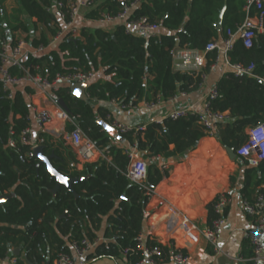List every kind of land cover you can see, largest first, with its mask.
Segmentation results:
<instances>
[{
    "label": "trees",
    "instance_id": "trees-1",
    "mask_svg": "<svg viewBox=\"0 0 264 264\" xmlns=\"http://www.w3.org/2000/svg\"><path fill=\"white\" fill-rule=\"evenodd\" d=\"M132 1L127 0V3ZM246 1L141 0L131 10L127 21L143 18L147 23L159 25L158 36L146 40L127 35L123 25H116L112 31L82 28L83 40H61L50 46L44 35L31 37L22 23L14 27V30H22L32 50L46 49L40 55H26L23 64L30 73H39L49 81L57 73L77 69L108 77V80L98 79L88 86L87 102L72 97L68 86L60 87L54 95L64 101L82 132L107 151L110 162L85 164L82 170H77L71 166L75 163L71 149L61 143L55 146L47 143L45 152L47 155L55 153L52 165L62 174L88 176L86 181L73 186L77 197L63 186L52 194L54 179L45 166L35 169L38 161L29 157L31 150L24 146L8 147L9 133L17 136L29 125L30 105L26 96L33 89L28 85L17 87L9 99L0 82V197H10L0 204V259L12 256V249H20L23 257L18 255L16 264H53L58 254L69 252L71 241L94 242L98 234L106 242L97 243L88 259H116L122 256L123 249L135 248L151 194L122 174L129 163L125 149L112 145L111 139L96 123L99 118L105 120L109 113L104 103L115 100L133 108L142 101H153L156 96L167 101L178 93L194 91L200 83L199 78L173 72L172 51L177 45L188 44L191 49L205 52L207 73L218 57L216 51L206 52L207 45L222 41L227 30L235 31L247 15H254L253 10L249 14L244 10ZM20 2L30 18L54 34L50 25L55 22V16L48 11L51 0ZM224 5L221 28L216 29L214 25ZM121 6L117 0H98L86 11L85 18L96 20L103 13L115 15ZM228 58L230 65H254L253 77H237L228 72L219 79L215 85L217 97L211 102L213 111L227 112L229 116L216 139L223 148L235 151L245 143L246 129L264 122V84L258 79L264 78V33L257 35L251 48H244L236 39ZM11 72L20 74L16 69ZM121 136L131 148L146 152L148 159H176L193 150L205 134L196 117L191 116L177 120L166 118L161 123L149 124L135 139L129 133ZM206 146L201 145L200 150H205ZM242 162L249 166L244 173L243 196L251 201L248 187L252 182V190L264 184V162L255 167L247 161ZM147 167L145 186L154 190L169 172L156 161L147 162ZM215 201L216 198L206 207L208 225L216 218ZM62 214L64 217L60 218ZM145 246L160 251L161 255L155 258L158 264L170 262L171 252L167 247L150 238L145 240ZM124 257L132 264L142 259L139 253Z\"/></svg>",
    "mask_w": 264,
    "mask_h": 264
},
{
    "label": "built area",
    "instance_id": "built-area-1",
    "mask_svg": "<svg viewBox=\"0 0 264 264\" xmlns=\"http://www.w3.org/2000/svg\"><path fill=\"white\" fill-rule=\"evenodd\" d=\"M96 1L98 0H57L55 6L58 9L60 19L65 22L66 27L65 30L55 34L50 46L61 40H65L66 42H72L77 39L83 40L80 31L74 26V23L81 16L82 11L91 8ZM140 1L133 0L131 3H127V0H117L122 5L119 13L115 15L103 13L95 21L107 27L123 25L127 35L140 36L145 40L149 37H157L160 32L159 25L147 23L143 18L131 22L127 21L131 10ZM244 10L247 14H249L250 10H253L254 15H247L235 31L227 30L226 36L221 42L212 41L209 43L206 47V52L216 51L217 55H223L224 61L229 67V72L235 76L253 77L254 65L247 67L230 65L228 53L232 51L236 39L241 41L244 48H251L257 35L264 33V0H247ZM43 49L39 47L37 52ZM29 53L28 43L24 39L15 40L13 43H9L7 40L0 41V82L2 83L4 92L8 94L7 97L11 99L12 90L17 87L28 85L33 89V92L26 96L30 105L29 125L17 136L13 132L9 133L8 147L10 149H19V147L24 146L32 151L39 146H46L47 143L54 146L61 143L63 147L71 149L75 160V168L103 160L110 162L107 151L99 148L95 142L82 132L75 123V119L59 107L57 98L54 95L62 86L69 87L74 83H82L89 86L95 83L97 81V73L77 69L70 72L57 73L49 81L39 73L27 71L23 63L26 55ZM171 58L173 72L199 78L200 83L198 87L205 83L207 77L205 71V52L191 49L188 44L182 47L177 45L171 53ZM214 64L211 65L210 69H213ZM12 69L19 70L20 74H12ZM35 70L38 71L39 68L36 67ZM258 79L264 84V78ZM178 94L182 97L186 96V93ZM178 94L167 101L173 103ZM216 97L217 91L214 86L203 97L200 110H196L192 105L173 107L167 114V118L177 120L188 119L191 116L196 117L197 124L203 129L205 136L216 138L221 125L229 120L227 112L221 113L212 110L211 102ZM109 102L117 105L122 111L130 109L128 105L118 104L115 100ZM163 102L164 100L160 96H156L153 101H143V105L147 110H154ZM44 103H47L49 106H45ZM105 121L118 134L129 133L134 139L138 135V132L145 129V127H134L122 123L112 118L110 114L106 115ZM70 127L72 129L69 130ZM34 129H36V136L32 135ZM136 151L135 147L125 150L129 163L122 174L133 184L143 187L152 197L154 190H150L145 186L148 169L147 163L144 160L136 158ZM235 157L239 160L247 161L251 166L264 162V122L248 128L245 143L235 150ZM162 169L168 170L166 166H163ZM229 203L230 199L224 193H220L216 197L213 205L216 218L202 233V237L211 245H215L217 235L224 227L225 219L223 211ZM242 207L245 213L252 219L250 229L243 234L244 239L250 245L251 256L249 258L242 256L235 257L231 260V264H264V246L262 242V236L264 235V191H257L251 201L244 198L242 200ZM165 228L171 234L177 230H181L190 239L198 230L194 223L173 207L168 208ZM100 242H106V240L102 238L96 239L94 242L86 239L71 241L69 243V252L58 254L53 264H83L87 256L93 252L96 244ZM164 247H167L171 252L170 262L172 264H190L189 256L186 252L178 250L173 242L168 243ZM129 253H139L142 256V259L135 264H158L155 258L161 255L157 248L145 246L142 233L136 238L135 248L122 250L123 256ZM0 264H16V258H2L0 259ZM127 264L132 263L127 262Z\"/></svg>",
    "mask_w": 264,
    "mask_h": 264
},
{
    "label": "crops",
    "instance_id": "crops-1",
    "mask_svg": "<svg viewBox=\"0 0 264 264\" xmlns=\"http://www.w3.org/2000/svg\"><path fill=\"white\" fill-rule=\"evenodd\" d=\"M56 1L51 0V7L48 9L55 16V22L50 25L54 34H51L45 26L37 23L35 19L30 18L24 12L20 0H0V41L7 40L9 43H13L19 39L25 40V35L21 29L14 30V27L22 23L31 37L44 35L49 43H52L55 34L65 30L66 27L65 22L59 17L58 9L55 6ZM87 10H83L81 16L74 23L79 31L82 28L89 31L97 28L106 31L113 30V27L102 26L95 20L86 19L85 13ZM28 49L30 54L33 55H40V53L46 51V49H43L37 52V50H32L29 45ZM229 71L223 55L220 54L213 69L206 73L205 83L194 91L186 93L185 97L178 94L173 103L164 101L156 109L147 110L142 101L136 107L125 111L120 110L117 105L110 102H105L104 105L112 118L130 126L146 127L149 124L161 123L167 118V114L173 107L192 105L196 110H200L205 94ZM98 79L105 81L108 80V77L102 73H97ZM44 105L49 106L47 103H44ZM106 134L111 139L112 145H117L125 150L131 148L124 140L119 141L117 139L120 135L117 132L109 131ZM32 135L36 136V129L32 131ZM201 145H207L206 149L200 150ZM135 156L146 163L156 161L160 167L166 166L169 170L168 177L156 186L154 194L146 206L141 232L144 240L150 238L162 246H167L168 243L173 242L178 250L186 252L190 264H231V260L235 257L249 258L251 256L250 245L244 239L243 234L250 229L252 219L242 207L243 190L245 188L244 173L249 166L237 158L231 160L218 140L209 136L200 139L196 147L181 158L148 159L146 158V152L139 151L135 152ZM72 165L75 166L73 162ZM76 169L82 170V166L76 167ZM258 178H262L260 173ZM253 181L256 182V179ZM252 186L253 182L248 187L251 199L257 191H264L263 183L253 190ZM220 193H224L230 199V203L223 211L224 227L218 233L215 245H211L202 237V233L209 226L207 224L208 211L206 207ZM169 207L175 208L196 225L198 230L191 239L181 230H177L173 234L166 230L165 221ZM98 239H102L101 234H98ZM262 242L264 246V235L262 236ZM14 250H11L12 254ZM19 255L23 257V254H20V249ZM12 257L16 258L14 254L6 258ZM83 264H127V261L122 255L116 259L87 258Z\"/></svg>",
    "mask_w": 264,
    "mask_h": 264
},
{
    "label": "water",
    "instance_id": "water-1",
    "mask_svg": "<svg viewBox=\"0 0 264 264\" xmlns=\"http://www.w3.org/2000/svg\"><path fill=\"white\" fill-rule=\"evenodd\" d=\"M226 6L224 5L222 7V9L219 11V15H218V19L216 24L214 25L216 29H220L221 28V23H222V18L225 12ZM178 43V41H177ZM88 86H86L85 84L82 83H74L72 85H70L69 87V91L72 97L83 101V102H87L88 101V96L86 94ZM57 104L59 105V107L61 109H63L67 114H70L68 107L66 106V104L64 103V101L62 99H57ZM75 123L78 125V122L75 121ZM97 125H99L102 130L107 133L109 131H113L116 132L104 119L99 118L96 121ZM117 139L119 141H122L123 138L122 136H118ZM45 146H39L35 149H33L30 154L29 157L32 159H36L38 162L35 164V169L38 170V168L40 166H45L47 172L49 173L51 179H54L55 182V186L53 188V190L51 191L52 194H55L56 191L61 187H65L67 189V191L69 193H71L72 195H74L75 197H77L73 186L75 184H78L80 182H84L88 179V176H84V177H68L64 174H62L60 172L59 168H56L52 165V161L54 159H56V155L54 152H51L49 155L46 154V150H45ZM226 153L228 154L229 158L231 160H234L235 157V151L233 149H229L226 148ZM72 167H74V165H72ZM10 197H0V204L3 203L4 201H6L7 199H9ZM64 214H62L60 216V218H63ZM14 256H18L19 255V249H15L13 251Z\"/></svg>",
    "mask_w": 264,
    "mask_h": 264
}]
</instances>
